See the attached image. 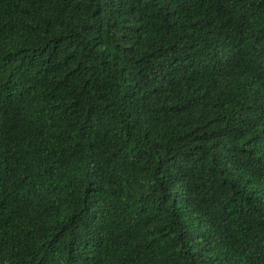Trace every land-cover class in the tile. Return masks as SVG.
<instances>
[{"label":"trees","instance_id":"trees-1","mask_svg":"<svg viewBox=\"0 0 264 264\" xmlns=\"http://www.w3.org/2000/svg\"><path fill=\"white\" fill-rule=\"evenodd\" d=\"M0 264H264V0H0Z\"/></svg>","mask_w":264,"mask_h":264}]
</instances>
